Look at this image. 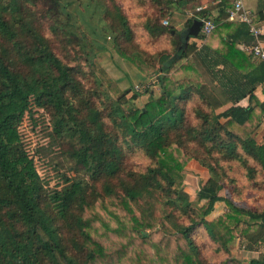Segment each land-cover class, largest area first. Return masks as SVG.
I'll return each instance as SVG.
<instances>
[{
	"label": "trees",
	"instance_id": "obj_1",
	"mask_svg": "<svg viewBox=\"0 0 264 264\" xmlns=\"http://www.w3.org/2000/svg\"><path fill=\"white\" fill-rule=\"evenodd\" d=\"M190 1L195 2L162 3L185 6ZM74 2L0 0V264H213L193 257L196 246L191 232L199 225L224 249L236 237L247 240L245 248H257L255 244L264 241V208L257 211L238 205L219 193L227 176L223 161L245 163L251 158L264 169V142L254 139L264 122V101L254 96L255 87L264 86V63L257 61L245 69L242 59L253 57L239 47L241 42L255 41L249 25L227 20L225 9L230 3L220 0L216 26L198 47L193 42L196 16H190L180 30L148 18L144 27L150 34L168 32L176 40L173 52L160 54L158 71H151L138 54L120 51L147 75L157 73L158 95L135 107L132 101L147 88L126 98L128 90H119L90 55L85 58L94 80L114 93L86 88L79 77L81 67L63 62L42 33L36 22L38 8L41 17L51 20L52 32H61L67 43L77 37L80 18L96 35L105 28L91 23L93 14L87 6L80 8ZM94 8L96 23L104 13L130 39L131 29L120 8L101 7L97 2ZM224 28L227 32L222 35ZM216 35L221 46L214 47ZM180 71L195 76L186 73L176 78ZM213 79L227 94L228 103L221 102L209 87ZM245 95L254 103L237 104ZM194 97L199 100L193 107L196 123L186 120L185 112V103ZM95 98L101 99L102 106ZM105 116L116 130L105 128ZM25 117L33 127L44 120L53 143L62 139L68 143L60 152L73 161L74 174L60 172L64 185L52 192L35 161L46 147L27 148L20 130ZM191 141L196 148L188 150ZM122 145L143 149L153 164L142 172L123 173ZM181 148L187 153L184 158ZM192 157L210 176L197 190L195 201L183 189L181 172ZM154 194L163 198L164 205L185 213L190 223L176 224L170 212L156 220L139 200L148 196L145 201L152 203ZM218 201H224L227 209L207 218ZM96 205L113 216L114 226L94 210ZM245 264H264V251Z\"/></svg>",
	"mask_w": 264,
	"mask_h": 264
},
{
	"label": "rangeland",
	"instance_id": "obj_2",
	"mask_svg": "<svg viewBox=\"0 0 264 264\" xmlns=\"http://www.w3.org/2000/svg\"><path fill=\"white\" fill-rule=\"evenodd\" d=\"M162 1L163 0H75L80 8L87 6L88 10L93 14V16L90 17L91 23L105 28L101 31L98 30L99 34L96 35V33L94 34L90 31L88 25L80 18L76 23L77 28L75 29L77 37H71L72 40L70 43H67L61 32H52L50 28L51 20L47 17H41L40 8H38L40 11L36 12L35 15L37 17L36 22H39L42 33L49 40L55 54L58 55L63 62L81 67L83 72L79 77L86 88H96L98 91H102L103 88L107 90L104 84H99L94 80V74L87 60L88 55H90L93 57V60L105 69L112 83L119 90H128V93L125 95L126 98H129L135 90L143 92L145 88H147L148 91H144L142 95L132 101L133 106L142 107L149 98L157 96L159 93V84L156 80L157 73L155 72L152 76L147 75L144 70L124 54H138L142 57L143 64L146 63L152 67L151 71H158V59L160 54L173 52L176 38L168 32L157 35L150 34L144 27L145 21L151 18L152 20L154 19L155 22L158 21L160 24L166 26L172 25L176 30H180L190 18L191 12L194 9L193 7H191L192 9H189L190 7H185V9L183 7L178 8L174 3L163 5L164 3H162ZM95 2L100 4L101 7L113 9V6H117L121 9L131 29L130 39H126L121 35L117 31L115 20L110 16L105 17L104 13L100 21L96 23L98 13L97 11H93L95 10ZM163 10H166V13H164ZM83 13H86L85 10H83ZM88 14L89 12L86 13V15ZM164 21H166V23H164ZM120 51L124 54L120 53ZM186 73L195 76L189 71H180L178 73L176 72L175 77L181 78ZM107 91L114 93L109 87ZM95 99L97 104L102 106L101 99ZM198 102L199 100L194 97L185 103L186 120H189V122L196 123L193 107ZM107 111L105 109L104 114H106ZM47 121L48 120H46V122ZM43 122L33 127L29 118L25 117L20 125V130L28 142V144H26L28 146L27 148L30 149L31 146H39L40 144H42L41 147H46L41 154V158L36 159L35 157V161L39 171L46 177V188L48 192H52L55 188L64 185L60 172H66L68 175L74 174L71 166L73 161L66 154L60 152L68 148V143L63 139L61 142L57 141L53 143L52 138L46 134L47 129H45L46 126H44ZM104 122H106V129L116 130V127L112 125L109 117L105 116ZM254 139L259 143L264 142V122L254 133ZM174 146L175 145H172V147ZM192 148L196 147L191 141L188 143L186 149L191 150ZM180 150L181 157L184 158V154L186 155L187 153H185L183 148ZM122 151L124 153L122 158L123 173L125 171L142 172L148 165L154 162V160L141 148H128L126 145H122ZM199 154L202 156L201 152ZM41 160H47V162L44 161V163H42ZM221 165L226 169L227 176L224 179L223 188L219 193L227 195L238 205L257 211L264 208V169L261 168L258 162L251 158H248L245 163H242L239 159H231L223 161ZM181 172L183 173V189L188 193L189 199L195 201L196 192L199 187L208 183V179L210 178L209 172L194 157L186 160ZM79 173H81V170ZM117 192H121V190L117 189ZM146 198H148V196L140 198L139 200L143 205L149 207L156 220L164 216V214H166L165 212H170L171 219L176 224L188 225L190 223V218L185 213L172 206L164 205L162 203L163 198L159 194H154V196L150 198L152 203L146 202ZM112 209L117 213L121 212V210L115 207H112ZM226 209L227 207L224 201H218L215 203L213 210L207 218H214ZM94 210L100 212L111 225H115V219L107 211L101 209L98 205L94 207ZM170 223L172 222L170 221ZM191 236L196 246L193 257L206 263L245 264L250 258L258 257L260 253L264 251V241H258L255 244L257 248L247 249L245 248L247 240L238 237L230 241L227 245V249H224V247L214 242L208 236L201 225L193 229Z\"/></svg>",
	"mask_w": 264,
	"mask_h": 264
},
{
	"label": "crops",
	"instance_id": "obj_3",
	"mask_svg": "<svg viewBox=\"0 0 264 264\" xmlns=\"http://www.w3.org/2000/svg\"><path fill=\"white\" fill-rule=\"evenodd\" d=\"M219 0H195L194 3H192L191 1L185 5V6H178V8H184L185 7H190L192 5H196L195 8L197 6H202L203 9H208V12L207 14L211 17H216L218 16V10H217V7H216V4ZM175 4V3H174ZM246 6L251 9L254 13V16H255V20H256V24L258 26L261 27L262 29V34L259 35L258 37V40L261 44L264 45V0H246ZM194 8V9H195ZM189 9H192L191 7ZM193 9V10H194ZM236 23H233L232 26H231V29L234 28ZM227 32V29L224 28L222 29L221 31V34L222 35H225ZM194 41V44H196V46H201V44H199V42H197L196 39H193ZM191 41V39H190ZM245 43V42H241L239 44V47L242 48V44ZM212 44L214 47L216 46H221V41L219 40V37L216 35V38L212 39ZM242 63L244 62L245 63V69H250L252 67V65H254L258 60H255V59H242ZM225 69H229V67H226ZM204 70V69H203ZM218 80V79H217ZM221 80H224V77H222L220 79V82ZM209 87H211V89L214 91V93L217 95V97L219 98V100L223 103H228L229 102V99L227 97V94L224 92V90L222 89V87L219 85V82L216 81V79H213V81L209 82ZM263 84H258L255 89H254V96L260 100V101H264V92H263ZM254 100L253 99H250L248 95H245L241 98L238 99L237 101V104L241 105V106H246L248 105L250 102L254 103L253 102ZM256 258V257H255Z\"/></svg>",
	"mask_w": 264,
	"mask_h": 264
},
{
	"label": "built area",
	"instance_id": "obj_4",
	"mask_svg": "<svg viewBox=\"0 0 264 264\" xmlns=\"http://www.w3.org/2000/svg\"><path fill=\"white\" fill-rule=\"evenodd\" d=\"M228 1L230 5L225 9V18L227 20L246 23L247 25H249L250 32L255 36V41L253 43H243L241 46L242 49L251 54L254 59L264 63V45L261 44L258 40L259 35L262 34V29L256 24L253 11L246 6V0ZM201 10H203V7L197 6L191 12V16H196L201 21L199 32L195 38L197 42H199V44H202L205 41L207 35H209L216 26L214 17H211L208 14L205 15L197 13ZM164 23H166V21H164Z\"/></svg>",
	"mask_w": 264,
	"mask_h": 264
},
{
	"label": "water",
	"instance_id": "obj_5",
	"mask_svg": "<svg viewBox=\"0 0 264 264\" xmlns=\"http://www.w3.org/2000/svg\"><path fill=\"white\" fill-rule=\"evenodd\" d=\"M196 28H195V30L193 31V30H191V31H193L194 33H195V35H197L198 34V32H199V28H200V25H201V21L199 20V19H196Z\"/></svg>",
	"mask_w": 264,
	"mask_h": 264
}]
</instances>
